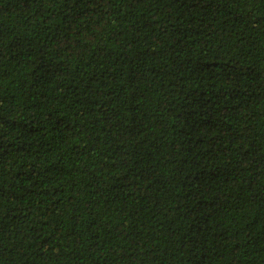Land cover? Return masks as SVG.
Instances as JSON below:
<instances>
[{
	"label": "trees",
	"instance_id": "16d2710c",
	"mask_svg": "<svg viewBox=\"0 0 264 264\" xmlns=\"http://www.w3.org/2000/svg\"><path fill=\"white\" fill-rule=\"evenodd\" d=\"M0 264H264V0H0Z\"/></svg>",
	"mask_w": 264,
	"mask_h": 264
}]
</instances>
